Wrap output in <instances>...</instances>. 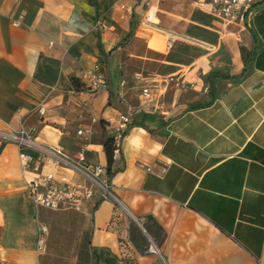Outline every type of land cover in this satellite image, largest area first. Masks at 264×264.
<instances>
[{
    "label": "crops",
    "instance_id": "1",
    "mask_svg": "<svg viewBox=\"0 0 264 264\" xmlns=\"http://www.w3.org/2000/svg\"><path fill=\"white\" fill-rule=\"evenodd\" d=\"M95 64L107 88L92 94ZM128 103L145 108L113 160L119 205L37 206L13 131L106 166ZM0 264H264V0L243 24L195 0H0Z\"/></svg>",
    "mask_w": 264,
    "mask_h": 264
},
{
    "label": "built area",
    "instance_id": "2",
    "mask_svg": "<svg viewBox=\"0 0 264 264\" xmlns=\"http://www.w3.org/2000/svg\"><path fill=\"white\" fill-rule=\"evenodd\" d=\"M207 7L215 17L229 23L243 24L248 13L263 0H195ZM133 79L140 76L135 74ZM82 84L92 94L107 88V79L100 66L95 64L92 68L84 69L80 74ZM149 88L143 86L141 94L148 102ZM145 104H127L124 112L116 118L113 134V159L121 149L122 139L128 126L132 123L135 114L141 112ZM88 131L78 130V133ZM12 139L19 149V161L26 189L37 206L49 209L81 210L92 200L98 192L99 200H118L111 188L110 177L106 166L89 162L81 149L67 152L62 146H52L37 139L36 129L31 126H20L12 133ZM27 150H34L33 154ZM49 165V166H48ZM47 166V168H45ZM71 172L70 175L68 172ZM44 227L40 228L38 243H43ZM149 251H153L151 246Z\"/></svg>",
    "mask_w": 264,
    "mask_h": 264
},
{
    "label": "rangeland",
    "instance_id": "3",
    "mask_svg": "<svg viewBox=\"0 0 264 264\" xmlns=\"http://www.w3.org/2000/svg\"><path fill=\"white\" fill-rule=\"evenodd\" d=\"M157 19V17L155 18V19H153L152 21H146V20H144V22H145V24H147V25H149V26H151V27H156L157 25H159V24H157L158 22V19ZM159 32H162V33H160V34H156V38L157 39H160V40H164V42H166L167 41V39H168V35L169 34H167V33H165V32H163V31H159ZM183 42L184 43H187V44H192L193 45V43H190L189 41H185V40H183ZM199 47H202V46H199ZM208 52H211L212 50H207ZM177 75H174V74H171V75H169V76H167L166 78L168 79V82L169 83H171L172 85L171 86H174V87H177V83H179V81L177 80ZM166 78H164V79H166ZM171 79H173V80H171ZM157 82L158 83H161L162 82V80H163V76H159L158 78H157ZM181 83V82H180ZM194 85L195 86H192L191 85V83H189V86H190V90H193V91H204V89L206 88V86L203 84V82L201 81V80H195L194 81ZM158 105V104H157ZM156 105V106H157ZM155 105H154V102L152 101L151 102V107L150 108H152V109H155L156 108V106L154 107ZM185 106H187V104L185 105ZM184 106V107H185ZM183 106H180V105H174V107L171 109V114H175V113H177V112H179L180 110H182L183 108H184ZM113 201H115L116 202V205H119L118 204V200H113ZM128 217H131V216H128ZM133 224H134V226H137V223L135 222V218H132L131 217V220H130ZM41 227H42V225H41ZM85 227L83 226V229H84ZM47 232V229H45V231L43 232V234H45ZM84 232H85V229H84ZM39 235H40V229H39ZM127 237V236H126Z\"/></svg>",
    "mask_w": 264,
    "mask_h": 264
},
{
    "label": "trees",
    "instance_id": "4",
    "mask_svg": "<svg viewBox=\"0 0 264 264\" xmlns=\"http://www.w3.org/2000/svg\"><path fill=\"white\" fill-rule=\"evenodd\" d=\"M72 82L75 86L78 87V84H77V80L76 78H72ZM103 147H104V150H105V154H106V157H107V165H106V169H107V173L110 177V175H112L113 171H112V164H113V143H112V136L111 137H107L105 140H104V143H103Z\"/></svg>",
    "mask_w": 264,
    "mask_h": 264
}]
</instances>
